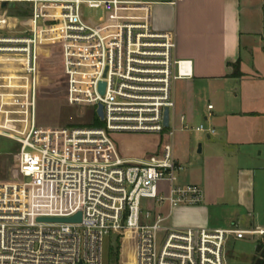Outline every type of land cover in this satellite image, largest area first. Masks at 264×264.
<instances>
[{
	"label": "built area",
	"instance_id": "2783aa9c",
	"mask_svg": "<svg viewBox=\"0 0 264 264\" xmlns=\"http://www.w3.org/2000/svg\"><path fill=\"white\" fill-rule=\"evenodd\" d=\"M86 10L98 13L97 20L86 19ZM176 49L175 33L154 30L144 0H0V137L18 144L21 178L0 181V264H111L106 241L119 236L123 256L132 234L133 258L119 264H228L231 240L264 238L261 228L167 225L174 209L204 201L201 187L178 183L184 168L174 154V86L192 77L193 65L176 59ZM52 51L62 61L68 105L96 115L102 106L103 127H38L40 62ZM183 129L216 135L203 125ZM166 132L161 153L142 161L120 157L111 139ZM33 195L54 204L74 201L77 208L35 214ZM145 202L167 205L169 213L154 216ZM78 212L79 224L37 222Z\"/></svg>",
	"mask_w": 264,
	"mask_h": 264
},
{
	"label": "crops",
	"instance_id": "0c3cea01",
	"mask_svg": "<svg viewBox=\"0 0 264 264\" xmlns=\"http://www.w3.org/2000/svg\"><path fill=\"white\" fill-rule=\"evenodd\" d=\"M144 1L151 4L154 30L175 33L176 59L193 65L192 77L174 86L171 127L174 154L184 168L178 183L201 187L204 201L174 209L167 225L254 229L240 224L244 213L254 210L257 174H264L259 164L264 153V48L259 49L256 40L264 32V0ZM234 66L241 74L238 78L233 76ZM208 98L213 103L204 109ZM210 105L212 111L207 109ZM185 124H205L216 135L185 131ZM154 140L147 154L157 149L158 138ZM147 154L125 157L142 161ZM153 209L154 216L169 213L167 205L158 209L153 203Z\"/></svg>",
	"mask_w": 264,
	"mask_h": 264
},
{
	"label": "rangeland",
	"instance_id": "374dc122",
	"mask_svg": "<svg viewBox=\"0 0 264 264\" xmlns=\"http://www.w3.org/2000/svg\"><path fill=\"white\" fill-rule=\"evenodd\" d=\"M85 18L89 20H97L99 14L95 11L86 10L84 12ZM264 36L262 32L257 38L259 44L258 48H264ZM46 60H41L40 68L42 74L40 76V90L38 98L37 108V125L40 128L46 129H63V128H88L92 124V116L94 114L93 108L88 107H71L67 103V80L63 74V66L61 58L58 56V52L52 51L50 57H44ZM213 100H204L202 107L206 109L208 103ZM206 126L205 124H203ZM199 126V125H198ZM103 127V124L101 125ZM100 127V128H101ZM196 128V127H194ZM167 132L160 136L148 135V134H126V135H114L111 137L114 142L119 156L126 159L125 156H134L139 153H148L150 144L154 139L158 138L157 149L147 155L143 156V159H148L152 156L159 155L162 150L163 144L167 140ZM203 135V134H202ZM200 144L197 145L199 150ZM18 153V144L13 140L0 137V181L4 183L21 182V178L18 176L16 169V159ZM126 153V155H125ZM258 159V158H257ZM259 164L264 168V153L259 159ZM263 173V172H262ZM257 174L256 181V200L254 203V210L248 213H244V217L240 224L241 228H263L264 229V187L263 178L260 182V175ZM261 184V185H260ZM77 208L74 201L54 204L48 201H42L38 199V195H33L32 210L33 213L39 214H62ZM144 210L154 212L153 203L145 202L143 205ZM113 235L104 246V256L106 261L111 264H117L114 256L115 248L117 245V239ZM262 238L246 237L241 241L231 240L227 247V262L228 264H252L253 260L257 257L256 247L257 243ZM126 255L121 256L120 263H129V256L133 258L134 255V235L132 234L129 240L128 247L126 249ZM123 254V251H122Z\"/></svg>",
	"mask_w": 264,
	"mask_h": 264
},
{
	"label": "trees",
	"instance_id": "16d2710c",
	"mask_svg": "<svg viewBox=\"0 0 264 264\" xmlns=\"http://www.w3.org/2000/svg\"><path fill=\"white\" fill-rule=\"evenodd\" d=\"M43 60H46V58ZM234 77H240L241 74L239 73V69H238V66H234ZM40 73L42 74V69L40 68ZM39 90H40V87H39ZM39 90H38V98H39ZM92 119H93V122L92 124H90L88 126V128H100L102 123L100 122V120L98 119L97 115L93 114L92 116ZM121 249H122V244H121V238H118L117 239V245H116V248H115V253H114V256L116 258V263L119 264L120 262V252H121ZM127 249V245H125L124 249H123V254L126 255V250ZM256 254H257V257L253 260V263L252 264H264V238L259 241L257 243V247H256Z\"/></svg>",
	"mask_w": 264,
	"mask_h": 264
},
{
	"label": "water",
	"instance_id": "95a60500",
	"mask_svg": "<svg viewBox=\"0 0 264 264\" xmlns=\"http://www.w3.org/2000/svg\"><path fill=\"white\" fill-rule=\"evenodd\" d=\"M105 85L101 84V93L104 94ZM97 115L100 120H103V108L99 106L97 109ZM170 111L168 109L165 110L164 113V127L165 129L170 128ZM201 152V150L199 151ZM82 221V213L78 212L76 215L70 218H38V223H49V224H79Z\"/></svg>",
	"mask_w": 264,
	"mask_h": 264
}]
</instances>
